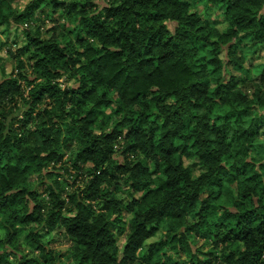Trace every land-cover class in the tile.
I'll list each match as a JSON object with an SVG mask.
<instances>
[{
    "label": "clouds",
    "instance_id": "clouds-1",
    "mask_svg": "<svg viewBox=\"0 0 264 264\" xmlns=\"http://www.w3.org/2000/svg\"><path fill=\"white\" fill-rule=\"evenodd\" d=\"M0 264H264V0H0Z\"/></svg>",
    "mask_w": 264,
    "mask_h": 264
}]
</instances>
